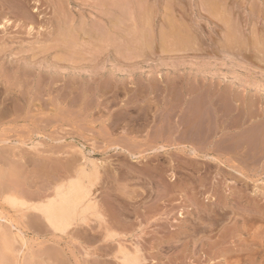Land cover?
<instances>
[{"label": "rangeland", "instance_id": "rangeland-1", "mask_svg": "<svg viewBox=\"0 0 264 264\" xmlns=\"http://www.w3.org/2000/svg\"><path fill=\"white\" fill-rule=\"evenodd\" d=\"M85 159L146 264H264V0H0V264L140 257L6 202Z\"/></svg>", "mask_w": 264, "mask_h": 264}, {"label": "bare ground", "instance_id": "bare-ground-1", "mask_svg": "<svg viewBox=\"0 0 264 264\" xmlns=\"http://www.w3.org/2000/svg\"><path fill=\"white\" fill-rule=\"evenodd\" d=\"M97 181L98 167L94 161L85 159L75 174L56 184L53 193L45 199L24 201L15 195H8L5 200L12 207L38 214L54 233L64 235L69 228L86 222V215L89 214L88 217H90L91 211L96 210L97 205L93 199L92 189ZM99 213H96V216L100 218L102 216ZM112 236L114 234H110L109 237ZM118 254L117 259L120 264H143L138 252H131L120 247Z\"/></svg>", "mask_w": 264, "mask_h": 264}, {"label": "crops", "instance_id": "crops-1", "mask_svg": "<svg viewBox=\"0 0 264 264\" xmlns=\"http://www.w3.org/2000/svg\"><path fill=\"white\" fill-rule=\"evenodd\" d=\"M106 179H107V175L105 173V169L103 168V166H100L98 164V181L95 183L92 191L93 190L98 191V188H100L105 184ZM93 199L95 200L97 205L95 209L98 211L96 212V210H92L90 213L92 217L91 216L88 217L89 214H87L86 222H83L84 224L79 223L78 225L77 224L75 225L77 227L76 228L77 230L75 232L77 233L76 235L78 236V239H80V244H95V242L93 241L92 242L83 241L85 237L83 235L84 231L86 229H91L93 232V237L94 235H96L99 239H102V242H100V244L105 245L112 250L114 249L113 247L117 245L118 241L124 243L125 245L126 244L128 245L129 243H131V245H136L139 249L140 252L139 254L141 259L143 260V264H146L147 255L145 254V251L142 248L143 244L141 240H143L144 238L140 233L141 229L134 231L136 228H139L138 224L142 223L143 220L142 213L140 212L139 204L135 205L137 209H135L132 212L129 210H125V211L122 210L121 212H118L112 208L111 206L112 201L111 199H109V201L107 200V198L103 194V190H99L98 195L93 197ZM95 212L96 213L100 212L99 214L102 216V218L97 217ZM30 214L38 218L37 220L42 223V228L44 231L49 233H54L52 229L46 225V223L42 220V218L38 214H35L33 212ZM131 215L133 217H131ZM71 228H69V230ZM110 232L115 233V236L109 237L108 234ZM54 234H58V233H54ZM198 243L202 244L203 241L201 240L196 242L193 241L191 244L194 245ZM128 249L131 250L133 248L128 247ZM109 261L113 263V261L107 259L108 264Z\"/></svg>", "mask_w": 264, "mask_h": 264}]
</instances>
